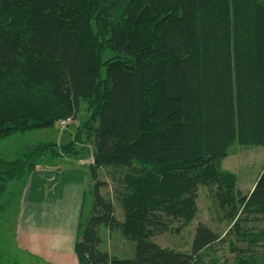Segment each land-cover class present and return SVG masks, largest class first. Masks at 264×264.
Wrapping results in <instances>:
<instances>
[{
	"label": "trees",
	"instance_id": "1",
	"mask_svg": "<svg viewBox=\"0 0 264 264\" xmlns=\"http://www.w3.org/2000/svg\"><path fill=\"white\" fill-rule=\"evenodd\" d=\"M83 105L71 139L0 159V199L88 143L91 216L78 224V264H196L222 240L205 224L189 253L154 238L190 225L199 186L245 242L235 264H253L258 247L264 259V229L240 227L264 220V168L247 195L220 168L234 144L264 147V0H0V141L73 121ZM102 169L118 182L121 220L100 192ZM101 226L133 242V257L100 250Z\"/></svg>",
	"mask_w": 264,
	"mask_h": 264
},
{
	"label": "rangeland",
	"instance_id": "2",
	"mask_svg": "<svg viewBox=\"0 0 264 264\" xmlns=\"http://www.w3.org/2000/svg\"><path fill=\"white\" fill-rule=\"evenodd\" d=\"M83 109L84 105L81 107V112L77 119H73L63 128L58 125L59 121L51 129L17 133L0 141V159L12 161L32 146L48 142L60 144L71 139L78 128V120L84 117ZM77 147L81 148V145ZM82 147L88 151L87 153H82L81 156L83 157L63 158L57 164L40 168L41 170H50L74 167L84 173L86 186L78 224L80 220L85 224L91 216L92 198L88 194V189L93 185L88 177V166L92 164V145L84 143ZM220 166L223 171L235 176L236 188L243 195H247L251 192L264 168V147L234 144L228 148L227 157L221 160ZM109 171L102 169L97 174L98 180L106 183L104 187L100 188V192L113 200L116 204L117 217L121 220L122 214L117 206L115 194L118 182L112 179ZM23 186L24 184L21 185L20 183L11 184L8 192L0 199V254L5 257L4 264H11L13 260H16L19 264H56L54 263L56 262V219H53L51 212L53 209L43 207L42 213L35 212L34 208L28 205L29 202L22 197ZM196 206L197 212L190 225L179 232H175L174 230L178 227V224L173 223L169 226L170 230L155 236L154 242L163 249L189 253L194 230L198 223H202L219 234L222 240L205 249L196 264H214L215 261H217V264H235V258L243 253L239 250L246 248L245 242L240 241L236 237L235 231L227 232L230 225L223 220L219 221V217H222L223 212L217 205L213 204L209 187H198ZM240 227L242 231L249 228L264 229V220L244 222L241 223ZM99 234L102 240L101 247L109 250L112 254L111 256L119 259H130L133 257L134 243L126 240L117 228L101 226ZM225 234L226 236H224ZM20 243L25 246L31 244L33 247L38 245V250H40L42 255L32 257L28 251L18 248ZM230 243H234L235 251H231ZM261 252L262 249L260 247L254 250L252 256L255 262L253 261V264H264Z\"/></svg>",
	"mask_w": 264,
	"mask_h": 264
},
{
	"label": "crops",
	"instance_id": "3",
	"mask_svg": "<svg viewBox=\"0 0 264 264\" xmlns=\"http://www.w3.org/2000/svg\"><path fill=\"white\" fill-rule=\"evenodd\" d=\"M79 170L74 167L38 169L26 179L22 190L23 199L35 212L42 213L43 207L53 209V219H56V264H78L74 243L86 186V177ZM38 247L20 243L18 248L28 251L33 257L42 255ZM100 250L112 255L101 246Z\"/></svg>",
	"mask_w": 264,
	"mask_h": 264
},
{
	"label": "built area",
	"instance_id": "4",
	"mask_svg": "<svg viewBox=\"0 0 264 264\" xmlns=\"http://www.w3.org/2000/svg\"><path fill=\"white\" fill-rule=\"evenodd\" d=\"M71 119H66V120H62L59 122V125L63 128L66 125H68V123H70Z\"/></svg>",
	"mask_w": 264,
	"mask_h": 264
}]
</instances>
